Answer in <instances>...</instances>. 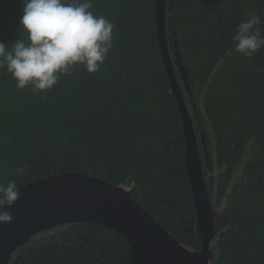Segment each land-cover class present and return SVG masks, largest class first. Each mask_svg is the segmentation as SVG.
<instances>
[{
	"label": "trees",
	"instance_id": "obj_1",
	"mask_svg": "<svg viewBox=\"0 0 264 264\" xmlns=\"http://www.w3.org/2000/svg\"><path fill=\"white\" fill-rule=\"evenodd\" d=\"M91 3L94 15L116 25L96 73L78 64L51 90L34 94L0 68V183L14 180L19 189L55 174H91L129 187L170 235L199 249L186 134L158 39L156 0ZM22 15L23 0H0V41L9 48L27 40ZM252 15L264 17V0L168 6V35L217 180L212 243L219 264H264V47L245 58L232 40ZM10 264H131V247L107 225L74 222L36 234Z\"/></svg>",
	"mask_w": 264,
	"mask_h": 264
},
{
	"label": "water",
	"instance_id": "obj_2",
	"mask_svg": "<svg viewBox=\"0 0 264 264\" xmlns=\"http://www.w3.org/2000/svg\"><path fill=\"white\" fill-rule=\"evenodd\" d=\"M169 0H156L157 32L161 52L177 98L186 134L185 165L196 210V232L202 246L193 249L168 233L124 185H114L91 174L65 172L29 182L5 210L10 223H0V264H10L13 253L36 234L55 226L92 222L124 234L131 247V264H219L215 218L219 192L207 166L208 152L196 124V112L182 81L180 55L175 56L168 35Z\"/></svg>",
	"mask_w": 264,
	"mask_h": 264
},
{
	"label": "clouds",
	"instance_id": "obj_3",
	"mask_svg": "<svg viewBox=\"0 0 264 264\" xmlns=\"http://www.w3.org/2000/svg\"><path fill=\"white\" fill-rule=\"evenodd\" d=\"M91 8V0H23L19 24L27 40L19 38L10 48L0 41V68H6L18 89L30 87L40 94L55 87L61 76H71L78 64L89 73L101 68L113 48L116 25ZM262 23L264 17L252 15L237 25L232 40L245 58L264 47ZM23 171L16 169L18 175ZM19 191L14 180L0 183V223L12 221L5 208L18 200Z\"/></svg>",
	"mask_w": 264,
	"mask_h": 264
},
{
	"label": "rangeland",
	"instance_id": "obj_4",
	"mask_svg": "<svg viewBox=\"0 0 264 264\" xmlns=\"http://www.w3.org/2000/svg\"><path fill=\"white\" fill-rule=\"evenodd\" d=\"M177 59H179V58H177ZM180 60V59H179ZM181 76L183 77L182 78V81H183V83H184V85L185 86H188L189 87V84H188V80H187V74H186V72L183 70L182 72H181ZM191 93V90H188V93ZM196 112V111H195ZM196 116H197V112H196ZM127 188H129V187H127ZM187 245V244H186Z\"/></svg>",
	"mask_w": 264,
	"mask_h": 264
},
{
	"label": "flooded vegetation",
	"instance_id": "obj_5",
	"mask_svg": "<svg viewBox=\"0 0 264 264\" xmlns=\"http://www.w3.org/2000/svg\"><path fill=\"white\" fill-rule=\"evenodd\" d=\"M184 87H185V86H184ZM185 89L188 91V90H190V87L186 86ZM189 94H191V93L189 92ZM208 160H209V159H208Z\"/></svg>",
	"mask_w": 264,
	"mask_h": 264
}]
</instances>
